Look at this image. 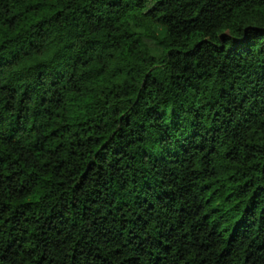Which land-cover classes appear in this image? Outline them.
<instances>
[{
  "label": "trees",
  "instance_id": "1",
  "mask_svg": "<svg viewBox=\"0 0 264 264\" xmlns=\"http://www.w3.org/2000/svg\"><path fill=\"white\" fill-rule=\"evenodd\" d=\"M262 8L0 0V264H264Z\"/></svg>",
  "mask_w": 264,
  "mask_h": 264
},
{
  "label": "snow or ice",
  "instance_id": "2",
  "mask_svg": "<svg viewBox=\"0 0 264 264\" xmlns=\"http://www.w3.org/2000/svg\"><path fill=\"white\" fill-rule=\"evenodd\" d=\"M41 0H33V3H40ZM261 11H264V8L261 9ZM261 27H264V25H261ZM222 43L230 44L234 48H245L249 49L254 44V33L251 29L244 32L243 34L232 36L230 34H226L221 37ZM261 51H264V44L261 45ZM3 61H0V64H2Z\"/></svg>",
  "mask_w": 264,
  "mask_h": 264
},
{
  "label": "rangeland",
  "instance_id": "3",
  "mask_svg": "<svg viewBox=\"0 0 264 264\" xmlns=\"http://www.w3.org/2000/svg\"><path fill=\"white\" fill-rule=\"evenodd\" d=\"M156 31H157V33H158V35L160 36V37H165V29H163L162 27H160V26H157L156 27Z\"/></svg>",
  "mask_w": 264,
  "mask_h": 264
}]
</instances>
